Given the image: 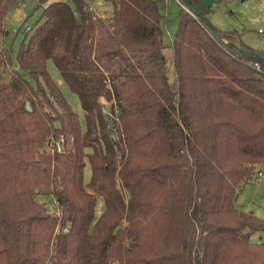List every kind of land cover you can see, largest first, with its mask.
<instances>
[{
    "label": "trees",
    "instance_id": "1",
    "mask_svg": "<svg viewBox=\"0 0 264 264\" xmlns=\"http://www.w3.org/2000/svg\"><path fill=\"white\" fill-rule=\"evenodd\" d=\"M188 1L204 19L180 5L166 45L167 0H36L34 28L4 49L35 83L0 70V264H264V221L234 203L264 163V59ZM18 2L0 0V36ZM59 134L72 147L49 151Z\"/></svg>",
    "mask_w": 264,
    "mask_h": 264
},
{
    "label": "rangeland",
    "instance_id": "2",
    "mask_svg": "<svg viewBox=\"0 0 264 264\" xmlns=\"http://www.w3.org/2000/svg\"><path fill=\"white\" fill-rule=\"evenodd\" d=\"M72 6V0H66ZM101 0H92L91 8L97 12L103 11L105 6L101 5ZM206 5H210L212 11L207 14V19L211 20L217 28L222 30L236 29L240 33V40L253 47L254 50H264V0H202ZM37 6L36 0H19L11 7L5 17V33L0 36V70L4 80L10 79L13 70H18L32 84L34 78L21 69L14 57L12 51V63L6 57L4 49L9 48L10 44L16 48L25 35L26 31H31L36 24L40 15L41 8L33 9ZM106 8H108L106 6ZM180 4L176 0H167L164 9L165 20L162 21V41L169 44L174 36L177 27V15L180 11ZM225 40V39H224ZM167 62V76L171 87L175 85V74L171 61V49L169 46L163 49ZM46 69L49 74L57 81L60 91L69 103L70 107L78 114L80 121L83 123V110L81 108L78 96L62 80L58 68L54 62L49 59L46 62ZM110 105V103L108 104ZM105 105L103 112L109 110ZM83 169L84 180L90 177V165L87 159ZM261 171L259 177L254 176L252 179L245 181L235 196L236 207L252 212L258 218L264 221V163L256 167ZM42 200L51 205L54 204L51 197H41ZM104 204L101 196L97 197L95 205V216H98L103 210ZM252 241L264 242V228L261 231L253 233Z\"/></svg>",
    "mask_w": 264,
    "mask_h": 264
},
{
    "label": "built area",
    "instance_id": "3",
    "mask_svg": "<svg viewBox=\"0 0 264 264\" xmlns=\"http://www.w3.org/2000/svg\"><path fill=\"white\" fill-rule=\"evenodd\" d=\"M24 1V0H22ZM182 7H184L188 12L193 14V12L187 8V6L183 5L179 0H176ZM100 102L103 105V108L105 105L108 104V101L105 97H100ZM73 139L70 136H65L63 134H59L56 136H50L46 142V148L51 152H65L66 150L70 149L72 147ZM259 177L261 175V171L257 170L255 176Z\"/></svg>",
    "mask_w": 264,
    "mask_h": 264
},
{
    "label": "water",
    "instance_id": "4",
    "mask_svg": "<svg viewBox=\"0 0 264 264\" xmlns=\"http://www.w3.org/2000/svg\"><path fill=\"white\" fill-rule=\"evenodd\" d=\"M187 2V8H189L194 14L196 15H199L201 18H203L200 13L189 3L188 0H186ZM204 19V18H203ZM205 21V20H204ZM230 45H235L237 46L238 49H240L241 51L247 53V54H250L252 56H255V57H258V58H261V59H264V53L263 52H260V51H257V50H253V49H248V48H244V47H240L239 45L235 44V43H232V42H228ZM26 105V108L27 109H30V105H29V102L26 101L25 103Z\"/></svg>",
    "mask_w": 264,
    "mask_h": 264
},
{
    "label": "crops",
    "instance_id": "5",
    "mask_svg": "<svg viewBox=\"0 0 264 264\" xmlns=\"http://www.w3.org/2000/svg\"><path fill=\"white\" fill-rule=\"evenodd\" d=\"M202 1V0H201ZM100 2V1H99ZM101 3V2H100ZM211 22V20H209ZM212 23V22H211ZM214 25V24H213ZM215 26V25H214ZM216 27V26H215ZM253 48V47H252ZM259 50V49H258ZM264 51V50H263Z\"/></svg>",
    "mask_w": 264,
    "mask_h": 264
}]
</instances>
